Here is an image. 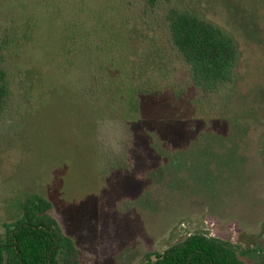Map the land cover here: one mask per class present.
Returning <instances> with one entry per match:
<instances>
[{
    "label": "rangeland",
    "instance_id": "374dc122",
    "mask_svg": "<svg viewBox=\"0 0 264 264\" xmlns=\"http://www.w3.org/2000/svg\"><path fill=\"white\" fill-rule=\"evenodd\" d=\"M178 1L237 41L231 82H192L164 17ZM0 65V237L37 192L82 264H143L192 233L264 252V0H0Z\"/></svg>",
    "mask_w": 264,
    "mask_h": 264
},
{
    "label": "trees",
    "instance_id": "16d2710c",
    "mask_svg": "<svg viewBox=\"0 0 264 264\" xmlns=\"http://www.w3.org/2000/svg\"><path fill=\"white\" fill-rule=\"evenodd\" d=\"M145 1L153 8L160 0ZM164 17L170 39L188 64L194 85L212 91L220 83L233 80L239 51L229 31L179 1L166 7ZM8 95L6 70L0 65V115ZM97 116L94 114L92 120ZM261 155L264 161V143ZM50 210L51 203L41 194L25 195L20 216L4 224L0 264H82L72 238L63 232ZM143 264H264V252L256 260L245 261L229 242L192 233L161 252L147 253Z\"/></svg>",
    "mask_w": 264,
    "mask_h": 264
}]
</instances>
